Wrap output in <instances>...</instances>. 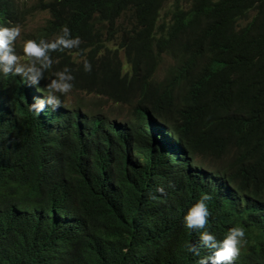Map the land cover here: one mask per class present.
<instances>
[{
    "label": "trees",
    "instance_id": "1",
    "mask_svg": "<svg viewBox=\"0 0 264 264\" xmlns=\"http://www.w3.org/2000/svg\"><path fill=\"white\" fill-rule=\"evenodd\" d=\"M35 11L46 12L48 18L24 39H54L60 26L67 24L81 41L77 48L51 52L54 63L44 70L39 82L45 92L52 73L67 65L74 77L73 89L126 111V118L117 121L100 109L94 114L96 102H91L89 109L83 108L86 117L117 122L124 130L133 129L141 139L148 129V119L162 121L185 145L183 157L189 153L199 157V163L212 169V178L218 175L232 188L231 204L236 212L264 221V0H36L30 5L26 0H0V23L12 22L23 28ZM14 48L24 63L22 49L20 55ZM164 56L174 62L163 63ZM84 58L91 63V71L83 70ZM160 65H165L164 72L161 79H156ZM17 76L0 73V88ZM97 104L98 108L104 105ZM56 116L58 119L60 114ZM37 124L41 126L32 117L23 122L13 145L21 146L23 139L35 134L42 139L43 130ZM3 133L7 135L6 130ZM74 134L72 130L64 136L71 157L67 173L83 195L84 206L96 209L86 214L92 224H83L90 239L81 249L89 251L88 255L77 247L74 253L80 256L69 264H187L186 255L192 254L187 248L192 245L191 233H184L183 240L166 249L167 258L152 254L144 257L146 262L142 252L127 244L130 240L123 237L137 219L126 196L133 184L123 183L121 192L109 188L107 200L87 190L77 172L85 169V154L95 153L86 143L74 139ZM6 151L0 145L2 182L9 173L3 164ZM146 153L156 157L153 150ZM22 156H26L25 151ZM53 163L58 164V160ZM11 170H16L22 183L32 181L33 171L22 165H13ZM178 186L186 188L181 182ZM180 193L185 198L184 191ZM17 202V198H0V264H31V258L39 252L21 236L22 222L13 223L7 205ZM180 209L184 214L185 209ZM124 210H131L129 222L124 220ZM172 223L178 227L179 218ZM211 223L214 232L225 233L223 222ZM48 224L43 223L42 230ZM245 237L258 240L252 228L245 229ZM258 250L261 252V246Z\"/></svg>",
    "mask_w": 264,
    "mask_h": 264
},
{
    "label": "clouds",
    "instance_id": "2",
    "mask_svg": "<svg viewBox=\"0 0 264 264\" xmlns=\"http://www.w3.org/2000/svg\"><path fill=\"white\" fill-rule=\"evenodd\" d=\"M20 33L19 24L0 23V73L19 75L0 88V130L3 134L0 145L7 149L3 164L9 170L3 182L0 171V198L5 201L18 199L16 205H7V208L13 223L22 222L19 232L25 242L34 251L39 250L31 258V264H69L80 256L74 253L75 249H81L90 239L83 224L89 225L91 221L86 214L96 208L84 206L83 195L67 173L71 157L65 137L72 130H75L74 139L86 143L95 153L85 154V169L77 172L87 190L107 200L109 188L121 192L124 185L133 184L126 196L134 206L137 219L131 223L134 228L123 238L143 253L145 262L144 257L152 254L167 258L166 249L183 240L184 233H191L192 245L188 244L187 248L192 254L186 255L187 264H264V221L251 220L236 212L231 204L229 190L232 188L222 177L212 178V169L199 163V157L191 153L183 157L185 145L165 123L148 119V129L141 139L133 129L124 130L117 122L86 117L80 105H66L61 95L77 91L72 88L74 77L67 65L52 73L45 85L46 92L42 89L39 82L44 70L54 63L51 52L77 48L81 42L67 24L60 26L54 39L25 38L22 44L24 63L20 62L14 48ZM91 68V63L84 58L83 70L88 72ZM60 105L59 109L55 108ZM57 113L60 114L58 123L52 125L49 132L51 124L43 125L46 118L47 123L50 118H57ZM30 117L45 118L41 126L37 124L43 130V138L31 135L23 139V145L14 146L18 128ZM5 130L7 135L3 133ZM116 131L123 133L117 135ZM39 140V145L34 147L32 144ZM147 150L155 151L156 157H150ZM22 151L26 156L19 154ZM53 156L57 157L58 164L53 163ZM17 164L33 171L32 181L24 184L17 179L16 170H11ZM203 175L206 176L200 178ZM178 182L186 188L179 187ZM198 183L206 188L201 190ZM180 208L185 209L184 214ZM124 214V220L129 222L131 210H124ZM177 218L178 227L172 223ZM211 220L223 222L225 233L214 232ZM45 222H49L48 227L42 230ZM246 228H252L258 240L246 238ZM83 251L88 255L89 251Z\"/></svg>",
    "mask_w": 264,
    "mask_h": 264
},
{
    "label": "rangeland",
    "instance_id": "3",
    "mask_svg": "<svg viewBox=\"0 0 264 264\" xmlns=\"http://www.w3.org/2000/svg\"><path fill=\"white\" fill-rule=\"evenodd\" d=\"M28 4L35 3L36 0H26ZM171 1V0H167ZM48 18V14L44 11H35L33 14L29 15L26 19L25 24L22 25L23 28H21L20 36L17 37L16 41L14 42V46H16V49L19 51L21 55V49L23 44V39L28 34L32 32L33 29L40 27L44 25V22ZM123 58V56H121ZM174 62L169 56H164L163 63H172ZM165 68V65H160L157 69V72L155 74L156 79H161L163 75V70ZM64 100V103L66 105L75 106L80 105L82 108H90L88 103L96 102L95 109L93 110V113H98L97 109H100V112H103L104 114L110 113V116H107L110 119H115L117 121H123L125 116V110H122L120 106L114 105L111 102L105 101L101 98L96 97L95 95H87L84 92L79 91H69L66 94H61ZM97 102L103 103L104 105L98 108L99 104ZM87 104V105H86ZM97 107V108H96Z\"/></svg>",
    "mask_w": 264,
    "mask_h": 264
},
{
    "label": "bare ground",
    "instance_id": "4",
    "mask_svg": "<svg viewBox=\"0 0 264 264\" xmlns=\"http://www.w3.org/2000/svg\"><path fill=\"white\" fill-rule=\"evenodd\" d=\"M61 106H62V105H60L59 107H61ZM41 112H44V111L42 110ZM57 114H59V113H57ZM56 117H57V116H56ZM44 119H45V118H41V120H39L38 118H35V122H36L37 120H39L40 122H42V121H44ZM55 119H56V118H55ZM57 121H58V119L53 120V118H50V119L48 120V123H47V118H46V124H44L43 127H46L48 124H51V126H52V125H54V123H57ZM51 126H50L48 129L52 131L53 128H52Z\"/></svg>",
    "mask_w": 264,
    "mask_h": 264
}]
</instances>
